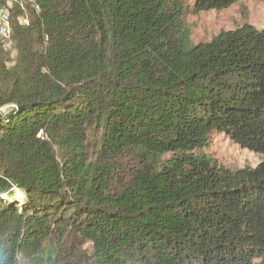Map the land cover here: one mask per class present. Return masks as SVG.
<instances>
[{"label":"trees","instance_id":"trees-1","mask_svg":"<svg viewBox=\"0 0 264 264\" xmlns=\"http://www.w3.org/2000/svg\"><path fill=\"white\" fill-rule=\"evenodd\" d=\"M23 13L14 59L0 40V264H264V161L204 153L219 133L264 155V26L192 44L182 0Z\"/></svg>","mask_w":264,"mask_h":264},{"label":"rangeland","instance_id":"rangeland-1","mask_svg":"<svg viewBox=\"0 0 264 264\" xmlns=\"http://www.w3.org/2000/svg\"><path fill=\"white\" fill-rule=\"evenodd\" d=\"M195 1L196 0H182V20L191 32L190 39L192 44L207 42L220 31L232 30L244 24H250L257 30L264 26V0H237V2L228 9L201 13L194 12ZM16 3L24 12L18 19L21 24L25 25L27 20V8H33L34 0H9L5 5H0V7H6L11 15V9ZM12 47L6 50L9 53L10 59H14L16 56V52ZM89 134V141L93 142L97 138V135L91 130ZM55 150L59 155V150ZM204 153L216 160L217 164L230 169L244 167L253 168L258 163L264 161V155L241 149L230 142L226 136L219 133L211 135L210 145L204 150ZM128 167V162H125V174L129 172ZM66 244H68L69 249L79 246L76 242L74 243L72 238H68ZM84 248H89V246L86 245L84 247V245H81L80 250L84 251ZM18 264L28 263L25 259L19 257Z\"/></svg>","mask_w":264,"mask_h":264},{"label":"built area","instance_id":"built-area-1","mask_svg":"<svg viewBox=\"0 0 264 264\" xmlns=\"http://www.w3.org/2000/svg\"><path fill=\"white\" fill-rule=\"evenodd\" d=\"M0 40L6 49L11 47L10 12L6 7H0Z\"/></svg>","mask_w":264,"mask_h":264}]
</instances>
